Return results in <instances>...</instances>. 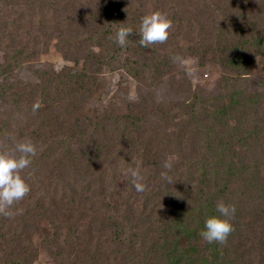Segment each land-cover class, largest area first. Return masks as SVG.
<instances>
[{
  "label": "rangeland",
  "instance_id": "rangeland-1",
  "mask_svg": "<svg viewBox=\"0 0 264 264\" xmlns=\"http://www.w3.org/2000/svg\"><path fill=\"white\" fill-rule=\"evenodd\" d=\"M30 1L0 0V151L37 146L21 173L30 193L0 214L13 232L0 264H264V0H127L114 27L102 18L90 31V63L73 58L86 53L61 24L16 15ZM154 11L173 28L144 48ZM127 25L135 49L117 63L112 40ZM39 81L66 92L34 116L13 92ZM218 202L235 207L225 244L200 236Z\"/></svg>",
  "mask_w": 264,
  "mask_h": 264
},
{
  "label": "trees",
  "instance_id": "trees-1",
  "mask_svg": "<svg viewBox=\"0 0 264 264\" xmlns=\"http://www.w3.org/2000/svg\"><path fill=\"white\" fill-rule=\"evenodd\" d=\"M38 1L41 5L37 9H34ZM38 1L37 0L30 1L28 6L27 7L25 6L26 8L19 7L20 4L17 3L16 15L18 17L24 18L27 23L28 22L32 23L36 21L38 23L44 22L47 28L49 27L50 29H52V26L53 28L54 27L56 28L57 25L60 26L61 24L64 28L62 36L67 40L66 42L68 43V47H70L72 43L77 42L78 48H80L79 51H77V53L78 52L86 53L84 55L79 53L80 56L78 55L75 56L76 55L75 53L73 55V58H75V60L81 59L83 61V57L87 55L86 58L89 59V63H90V61H93L94 59L93 57H95L92 45L89 44L90 47L86 46L87 40L92 39L90 38V31L96 28L98 24L95 23L99 22V20L102 18L106 19L105 21L106 25H108V23H111V27H114L115 23L112 22L113 20L111 18L115 15L116 11H118L120 8H122L125 5V2L127 0H45L44 3H41L40 0ZM55 1H60V5L53 4V2ZM46 6H48L47 10H46ZM59 9L63 10V12L59 13ZM67 24H71L70 29H66ZM93 38H96L95 40H93V43H97L98 37L94 36ZM112 41L115 43V47H112L113 48L112 50L113 53L116 54V60H117L116 62L118 63V61H126L128 59L127 56L128 53L132 49H135L134 43L132 42L133 41L132 36L130 35L128 37V43L125 47L119 46L116 42V39L115 40L113 39ZM46 53L47 50L44 52V54ZM90 55L93 59H90ZM96 63L99 64V60ZM45 85L47 87L46 90L42 89L44 86L43 81H39V83L20 82L18 87L15 88L13 93L16 99H19L24 103H26V99H28L30 103L31 111L33 112V115L36 116L38 110L39 112H42V108L40 107L38 109L34 108L37 102H39L41 106L45 104L48 96L52 100L54 99V95H52L51 92H54L56 95H63L66 92V89L61 88L60 86H57L56 88L52 89L51 87L48 88L46 83ZM94 122L97 124L100 123V121L98 120H95ZM6 125H8V123ZM38 128H40V122L36 121L35 124L30 128L33 130V132H31V136H34L36 134ZM20 203L23 204L24 199L20 201ZM23 208H20V212L17 217V222L14 225L15 228L18 227V230L21 229L19 226H17L18 221L19 222L22 221L23 223L27 224L25 218L26 211H24ZM4 221L5 219L3 217H0L1 248L6 247L5 244L8 243L7 242L8 237H10V235L13 236V232L11 233L7 223H4Z\"/></svg>",
  "mask_w": 264,
  "mask_h": 264
},
{
  "label": "clouds",
  "instance_id": "clouds-1",
  "mask_svg": "<svg viewBox=\"0 0 264 264\" xmlns=\"http://www.w3.org/2000/svg\"><path fill=\"white\" fill-rule=\"evenodd\" d=\"M172 28L173 22L166 14L159 11L146 14L142 17L139 26V45L148 48L153 44L166 43ZM133 34L134 30L131 26L121 27L116 33L117 44L125 47L128 37ZM39 107L40 104L37 102L34 108L38 109ZM36 155L37 146L30 139L16 143L10 151H0V214L10 217L13 214L11 212L13 206L30 193L31 187L21 173L30 167L32 158ZM172 166L171 159L163 163V168L169 171ZM126 174L130 175L137 192L145 191L146 185L142 183L143 176L139 168H129L126 170ZM161 177L168 183H172L167 171L162 172ZM216 210L220 215L206 219L204 230L201 231L200 236L208 243L225 244L229 235L234 231L231 220L235 215V207L218 202Z\"/></svg>",
  "mask_w": 264,
  "mask_h": 264
}]
</instances>
